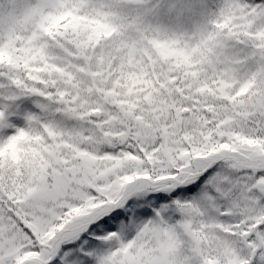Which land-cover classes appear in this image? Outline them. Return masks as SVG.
Instances as JSON below:
<instances>
[{
  "label": "snow or ice",
  "instance_id": "obj_1",
  "mask_svg": "<svg viewBox=\"0 0 264 264\" xmlns=\"http://www.w3.org/2000/svg\"><path fill=\"white\" fill-rule=\"evenodd\" d=\"M0 264H264V0H0Z\"/></svg>",
  "mask_w": 264,
  "mask_h": 264
}]
</instances>
